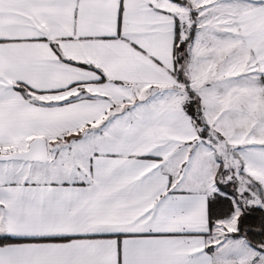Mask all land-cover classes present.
<instances>
[{
	"label": "snow or ice",
	"instance_id": "6c2138e0",
	"mask_svg": "<svg viewBox=\"0 0 264 264\" xmlns=\"http://www.w3.org/2000/svg\"><path fill=\"white\" fill-rule=\"evenodd\" d=\"M0 264H264V0H0Z\"/></svg>",
	"mask_w": 264,
	"mask_h": 264
}]
</instances>
